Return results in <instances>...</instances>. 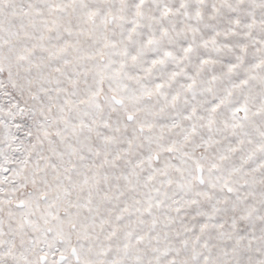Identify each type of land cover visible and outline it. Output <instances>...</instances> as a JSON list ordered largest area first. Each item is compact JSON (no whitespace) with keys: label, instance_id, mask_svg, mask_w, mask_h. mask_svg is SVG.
<instances>
[{"label":"snow or ice","instance_id":"snow-or-ice-1","mask_svg":"<svg viewBox=\"0 0 264 264\" xmlns=\"http://www.w3.org/2000/svg\"><path fill=\"white\" fill-rule=\"evenodd\" d=\"M0 264H264V0H0Z\"/></svg>","mask_w":264,"mask_h":264}]
</instances>
